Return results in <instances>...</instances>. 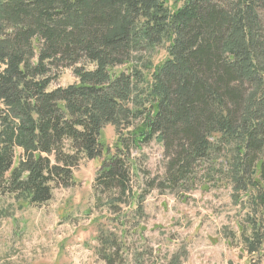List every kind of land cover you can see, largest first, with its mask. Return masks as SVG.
I'll return each instance as SVG.
<instances>
[{"label":"trees","instance_id":"trees-1","mask_svg":"<svg viewBox=\"0 0 264 264\" xmlns=\"http://www.w3.org/2000/svg\"><path fill=\"white\" fill-rule=\"evenodd\" d=\"M167 1L0 0L1 196L43 206L99 161L93 194L111 215L142 213L147 193L189 185L199 166L264 204V0ZM63 69L77 82L53 89ZM155 140L152 176L139 159ZM254 231L249 264H261Z\"/></svg>","mask_w":264,"mask_h":264},{"label":"rangeland","instance_id":"rangeland-1","mask_svg":"<svg viewBox=\"0 0 264 264\" xmlns=\"http://www.w3.org/2000/svg\"><path fill=\"white\" fill-rule=\"evenodd\" d=\"M167 5L172 9L174 0ZM166 57L161 49L153 61L157 65ZM58 75L53 89L77 82L72 69ZM115 132L111 126L104 131L110 145ZM226 152L223 147L213 163L221 164ZM142 154L139 163L147 174L162 172L159 142H151ZM99 166V161H85L76 173L77 185L55 190L53 200L43 206L0 195V264H249L258 258L248 252L254 230L264 229V204L254 200L258 188L247 184L248 190L237 192L219 166L204 180L206 169L199 166L193 183L174 193H147L142 213L125 206L111 215L95 203L93 183ZM118 217L125 219L124 237Z\"/></svg>","mask_w":264,"mask_h":264},{"label":"bare ground","instance_id":"bare-ground-1","mask_svg":"<svg viewBox=\"0 0 264 264\" xmlns=\"http://www.w3.org/2000/svg\"><path fill=\"white\" fill-rule=\"evenodd\" d=\"M214 137V136H213Z\"/></svg>","mask_w":264,"mask_h":264}]
</instances>
